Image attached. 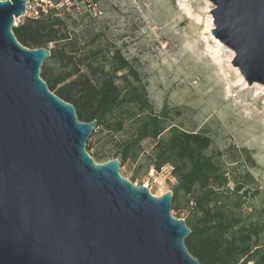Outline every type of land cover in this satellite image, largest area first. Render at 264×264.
Returning a JSON list of instances; mask_svg holds the SVG:
<instances>
[{
  "label": "water",
  "instance_id": "95a60500",
  "mask_svg": "<svg viewBox=\"0 0 264 264\" xmlns=\"http://www.w3.org/2000/svg\"><path fill=\"white\" fill-rule=\"evenodd\" d=\"M27 1H0V264H200L173 192L157 198L122 177L118 159L87 152L97 121L80 122L41 79L50 50L14 35ZM208 1L233 65L264 85V0Z\"/></svg>",
  "mask_w": 264,
  "mask_h": 264
},
{
  "label": "rangeland",
  "instance_id": "374dc122",
  "mask_svg": "<svg viewBox=\"0 0 264 264\" xmlns=\"http://www.w3.org/2000/svg\"><path fill=\"white\" fill-rule=\"evenodd\" d=\"M47 1L60 5L69 47L81 55L96 54L92 77L98 84L115 76L122 95L146 91L147 102H125L111 115L109 126L90 136V156L100 164L115 160L151 112L167 113V128L208 135L212 145L204 154L215 158L222 178L207 189L198 186L189 195L181 194L171 214L189 228L201 224L204 213L195 211L193 203L212 191L220 193L205 207L211 218L241 220L229 237L243 252H255L256 264H264V85L248 86L232 63L235 52L213 34L215 6L208 0ZM41 5V0H32L30 13ZM116 51L129 62L118 73L113 62ZM83 71H88L86 66ZM168 140L165 132L132 147L120 175L146 186L157 198L173 192L178 184L173 165L157 170L155 164L158 144L165 147ZM237 185L242 190L232 191ZM245 259L240 256L238 263Z\"/></svg>",
  "mask_w": 264,
  "mask_h": 264
},
{
  "label": "trees",
  "instance_id": "16d2710c",
  "mask_svg": "<svg viewBox=\"0 0 264 264\" xmlns=\"http://www.w3.org/2000/svg\"><path fill=\"white\" fill-rule=\"evenodd\" d=\"M41 15V19L26 17L21 24L13 28L14 35L26 48L50 50L51 56L41 69V79L53 94L75 107L80 122L97 121V128L92 135L105 125L109 126L111 115L125 102H147L144 89L140 94L136 92L129 97L122 95L115 76H108L98 84L92 77L96 71L93 66L96 54L81 55L79 49L69 47L67 42L70 35L62 12L54 9L47 14L41 12ZM113 62L116 66L115 73L129 67V62L119 51L115 52ZM55 65L59 68L54 67ZM84 66L87 67V72L83 71ZM167 118V113L151 112L141 123L134 140L117 154L116 159L120 161L121 168L128 161L132 147L147 139L162 137L165 132L169 133L165 147L161 143L158 144L160 150L155 164L157 170L167 164L173 165V173L178 180L173 190L172 204H175L181 194L189 195L198 186L207 189L214 180L221 179L222 176L218 175L220 169L215 158L204 154L212 145L211 138L203 133L180 130L176 126L167 128ZM223 180L224 184L228 183L227 177ZM241 190V185L234 188V192ZM218 196L220 193L212 191L210 195L193 203V209L202 211L204 217L201 224L190 227L191 235L185 240V245L200 264H239L240 256H246L241 263L246 264L256 253L250 254L249 250L243 252L235 238L229 237L232 228L239 225L241 220L216 221L211 218V211L205 208Z\"/></svg>",
  "mask_w": 264,
  "mask_h": 264
},
{
  "label": "built area",
  "instance_id": "2783aa9c",
  "mask_svg": "<svg viewBox=\"0 0 264 264\" xmlns=\"http://www.w3.org/2000/svg\"><path fill=\"white\" fill-rule=\"evenodd\" d=\"M2 2L6 1V0H0ZM32 0H28L26 3V13L24 15V18H34V19H41L43 16L41 15V12H43L44 14H47L49 11L54 10V9H59V4H54L51 1H47V0H41L42 1V5L39 7V9H33V12L30 13L28 5L31 3ZM19 25L18 22L15 23V27H17ZM134 186H138V185H134ZM234 187H231V190L234 191ZM246 264H256L255 261L253 260H249L247 261Z\"/></svg>",
  "mask_w": 264,
  "mask_h": 264
},
{
  "label": "bare ground",
  "instance_id": "6f19581e",
  "mask_svg": "<svg viewBox=\"0 0 264 264\" xmlns=\"http://www.w3.org/2000/svg\"><path fill=\"white\" fill-rule=\"evenodd\" d=\"M219 42V41H218Z\"/></svg>",
  "mask_w": 264,
  "mask_h": 264
}]
</instances>
